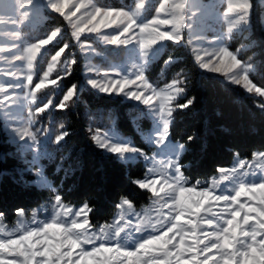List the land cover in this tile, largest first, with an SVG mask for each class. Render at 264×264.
Masks as SVG:
<instances>
[{"label": "snow or ice", "instance_id": "snow-or-ice-1", "mask_svg": "<svg viewBox=\"0 0 264 264\" xmlns=\"http://www.w3.org/2000/svg\"><path fill=\"white\" fill-rule=\"evenodd\" d=\"M226 3L223 19L228 22L227 33L211 42V53L193 49L195 59L201 69L220 74L226 82L264 98V87L250 79L253 65L239 58L240 49L232 51L225 46L234 30L248 27L253 4L251 0ZM151 6V0H132L121 7L100 6L95 0H15L14 10L19 16L9 19L13 25H31L42 18L41 9L48 8L67 21L81 52H95L93 45L86 42L87 37L94 36L104 45L124 46L129 60L139 61L130 66L113 64L110 71L104 72L88 64L86 72H94L96 78H88L87 85L107 95L136 101L137 107L145 106L147 111L141 116L152 120V128L145 134L147 143L163 146L166 158L149 156L114 129L104 132L89 128L98 148L121 162L130 163L141 157L151 161L144 178L133 181L140 189L151 192V207L143 214L137 213L132 202L122 198L116 205L120 210L118 217L112 223L93 226L89 204L73 208L64 203L38 168L36 177L53 196L49 204L32 212L31 222L25 219V210L18 208L16 224L9 228L4 223L5 214L0 212V264H264V151L253 152L251 161L237 158L231 167L218 168V177L213 176L210 182L197 181L187 187L190 181L180 164L186 146L171 141L170 126L173 113L187 109L194 98L178 102L185 97L184 79L174 78L159 87L150 83L145 74L169 42L185 43L184 31L192 28L189 13L193 7L211 11L217 6L203 5L201 0H159L155 15L149 19L145 13ZM63 36V28L57 27L31 43L17 30L11 33L10 46L0 47V53H12L3 59L13 69L6 73L11 79L0 83V109H7L3 113L7 120L19 122L12 132L14 138L23 142L20 147L29 152L38 150L42 143L59 146L69 135L60 131L53 141L48 128H33L37 115L50 108L67 109L79 98L80 86L75 83L67 88L59 103L54 104L49 98L42 107L37 106L34 111L29 108L26 121L13 111L24 107L22 101L36 104L37 94L45 89L62 91V81L76 63L75 59L62 60L71 48L69 43H63L51 56L38 82L34 83V76L37 63L49 53L48 46L59 44ZM174 62L171 56L164 61L166 66ZM58 68L64 75L58 72L56 79H50ZM257 106L264 110V103ZM38 134H43V140H38ZM36 162L34 156L32 163ZM38 212H43L45 219H37ZM126 212L133 214L135 223Z\"/></svg>", "mask_w": 264, "mask_h": 264}, {"label": "trees", "instance_id": "trees-1", "mask_svg": "<svg viewBox=\"0 0 264 264\" xmlns=\"http://www.w3.org/2000/svg\"><path fill=\"white\" fill-rule=\"evenodd\" d=\"M129 1L108 0L105 3L120 6ZM259 12L260 7L256 13ZM51 20L52 23L44 24L43 28L48 30L59 25L65 31L68 29L63 17L55 15ZM253 26L255 43L245 54L252 52L255 71L251 78L264 87V29L259 17L254 18ZM68 37L65 34L64 41ZM108 48L112 58L122 57L123 48L118 53L111 46ZM170 56L175 62L166 66L164 61ZM45 62L46 58L40 66ZM147 75L156 83L184 79L185 97L178 102L194 98V103L187 109L173 113L174 121L170 126L171 140L186 146L180 164L190 180L211 176L218 168L230 165L236 155L250 158L253 152L264 151V110L257 106L260 100L242 88L202 71L185 44L169 42L150 64ZM68 79L65 87L79 80L76 68ZM57 112L66 119L69 135L53 149L51 157L43 156L41 161L43 173L58 190L63 202H87L92 209L89 220L94 225L110 221L123 197L129 198L135 206L149 202L151 192L133 183L144 177V161L137 159L123 163L114 155L106 154L91 139L89 131L90 123L106 128L115 121L121 134L151 152L153 146L147 144L143 133L152 128V120L141 116L143 112L139 107L81 87L79 98L72 107ZM30 157L9 140L0 126V212L5 214L4 223L16 220V209L22 208L29 215L35 208L49 204L53 196L50 189L38 184L35 173L30 170L37 164H33Z\"/></svg>", "mask_w": 264, "mask_h": 264}, {"label": "rangeland", "instance_id": "rangeland-1", "mask_svg": "<svg viewBox=\"0 0 264 264\" xmlns=\"http://www.w3.org/2000/svg\"><path fill=\"white\" fill-rule=\"evenodd\" d=\"M105 1H108V0H95V2L100 6H112V7L124 6V5H120V6L108 5L107 3H105ZM110 1L113 2V0H110ZM131 2H132V0H130L128 2V4H130ZM201 3L203 5H216L217 7L211 11L208 8H201V9L197 10V8L193 7L191 10V13H189V15H191V17H192V19L190 21L192 24V28H191V30L185 29V31H184L185 43L184 44L190 49V51L192 52V54L194 56V59H195V53L193 52V49H207V51L209 53H211V51L213 50L211 42L215 41L220 34L227 33V31H228V22L223 19V12L227 7L226 0H201ZM251 3L253 4V7H252L251 12H250V19H249L248 27L244 28L242 31L234 30L232 35L227 37L226 43H225V46L229 47L230 50H232V51H235L236 49H240L241 51H240L239 58H241L243 61L249 62L253 65V67L250 71V79H252L251 73L255 71V64H254V61L252 59V56H253L252 52L248 53V54H245V53L255 43V38L252 37L253 32H254V26H253L254 18H258V17L260 18L262 28L264 29V0H255V1L251 0ZM151 4H152L151 8L145 13L147 18H149V19L153 15H155V9L159 7V2L155 3V1L153 2V0H151ZM259 7H260V12L256 13V11L258 10ZM14 9H15V0H0V47L10 46V44L12 42L11 33L13 31L19 30L21 35L24 36L26 39H28L29 42L35 43L37 39L45 38L48 34H50V32L52 30H55L57 27L63 28L62 26H59V25L56 27H51L48 30L43 28L44 24L50 25L52 23L51 19H54L55 15H59V14L52 12L48 8H42L41 14H40L42 18L37 19L31 25L27 24V22L22 23V24L13 25L9 22V19L10 18L15 19L16 17L19 16V13L16 12ZM65 22L67 25L66 20H65ZM67 28L68 29L66 31L63 29L64 30V36L61 39V42L59 44H56L55 46H53V45L48 46L49 53L42 60V61H44V59L46 58V62L44 63V65L42 67L40 66V63L42 61H39L37 63V65H36L37 74H36V76H34V83L38 82V77L42 76L43 72L47 70V65L51 60V56L55 53L56 50H58L59 47H61L63 45V43H69L71 45V48L69 50H66V54H64L62 56V60L63 59H67V60L75 59L76 60V63L74 65H72L71 74L73 73L75 68L78 70L79 80L75 81L74 83L77 84L78 86H80L79 90L81 87L91 88V86L87 85V79L88 78H96V74L94 72L93 73H87L86 72V65H88V64L95 65L99 68L100 72H104V71H110L111 65H113V64L128 63L130 66L132 62H137V63L139 62L138 60H135V61L129 60L127 51H126L124 46L118 47L115 45H104V44L98 42L94 38V36L87 37L86 42L91 43L93 45V47L95 48V52L94 53L81 52L79 49V46L76 44L74 38L71 36V28L68 25H67ZM65 34H67L69 37L64 41ZM84 39L85 38L82 37V41ZM189 40H191V43H188ZM109 46H111V48L114 51H117V53L120 51L119 50L120 48H123V53L121 55L122 57L120 59L112 58L110 56V53L108 52ZM200 54L203 55V52H201ZM11 55H12V53L7 52V51L0 53V83L6 84V82L11 79L10 77H8L6 75V73L9 70H13V69H10L9 63L5 59H3V57H10ZM195 62L199 66L196 59H195ZM17 63H19V62H17ZM79 63H81V64L79 65ZM61 67H62V65H61ZM149 67H150V65H149ZM201 70L206 72V73H209L211 75L217 76V77L221 78L223 81H226L225 78L220 74L211 73V72H208V71L203 70V69H201ZM58 72L60 75H62V76L64 75V73L60 72V69L58 68L57 70H55L52 73L50 79H56ZM145 74L147 75V70H146ZM70 75L66 76L63 79L61 92L56 93L54 90L45 89L43 92L37 94L38 100H37L36 104L29 105L27 101H22L24 107L22 109H19V110L14 108L13 111L17 112L20 120L26 121L28 118L29 108H31L32 111H34L35 107H37V106L42 107L43 103H46L49 98L53 99L54 104L59 103V101L63 97V93L67 91L68 87H70L72 84H74V83H72L70 86L65 87L69 81L68 77ZM170 81L165 82V83H156V82L151 81L149 78L150 83H153L159 87H163L165 84L169 83ZM231 85H233V84H231ZM33 86H34V84H33ZM238 87H240V86H238ZM240 88H242V87H240ZM91 89L93 91L99 93V94H104V93L99 92L96 89H93V88H91ZM9 95H11V92H9ZM105 95H107V94H105ZM107 96L117 98L122 102H130L136 106L138 105V102L131 101L129 99H126L123 96H117V95H107ZM254 96H256V95H254ZM256 97L260 100L261 103H264V98H261L258 96H256ZM0 99H2V96H0ZM72 105H73V102H71L70 107H72ZM138 107L142 110V112L147 111L146 107L143 105H139ZM58 110H61V109L50 108L49 110H46L44 113L37 115L35 117L37 122L33 128V131H35L36 128H48L51 132V140H53V141H54L55 135L59 134L60 131H66V119L62 116L61 113L57 112ZM63 110H65V109H63ZM63 110H61V111H63ZM6 111H7L6 108L0 109V126L8 134L9 140L18 145V147L22 151V153H24V154L28 153L31 156L30 157L31 162L33 161L34 156L37 157V162L35 163L37 165L35 168L31 169L32 172L35 173L38 168L43 170L41 158L43 156L51 157L53 154V149L57 148L58 146L55 143L49 142L46 144H43V143L40 144L38 146V150H34L32 152H29L26 149H22L20 147V145L23 142L19 141L17 138H14V134L12 132V128L17 127L19 125V122L7 120L5 118V116L3 115V113ZM61 124L64 125L63 129L60 128ZM89 128H91L93 131L95 129L99 128L104 132H109V131L114 129L119 134H121L116 127L115 121L112 122L106 128H100V127L94 125L93 123H90ZM150 130L143 133V138L145 139L146 142H147V140H146L145 134L148 133ZM121 135L126 137V138H129L135 146L140 147V146L135 144L134 140L131 137L125 136L123 134H121ZM37 138H38V140H43V134H38ZM28 142L31 143V141H28ZM62 142H61V144H62ZM148 145L153 146V150L151 152H148L143 147H140V148H142L149 156L156 155V159H165L166 158V153L163 150V146L155 145V144H148ZM157 153H158V155H157ZM237 158L246 159L248 161H251V159H252V157L245 158V157H241L239 155H236L234 157L233 162L230 165L225 166V168L231 167L236 162ZM139 159H142L144 161V163L146 165V173H147L148 168L151 167V161H145L142 157ZM181 170L183 172L182 167H181ZM44 176H45V174H44ZM213 176L218 177V171L213 173L209 177L200 178L196 181H192L188 178L190 183L187 184L186 186L191 187L197 181H200L202 183L210 182L211 178ZM36 180H37L39 185L43 186V183L41 180H39L37 177H36ZM47 180H48V178H47ZM48 182H49V180H48ZM157 187L159 188V185ZM123 198H127V197H123ZM121 199H120V201H121ZM127 199H129V198H127ZM120 201H119V203H120ZM64 203H66V202H64ZM66 204L69 205L70 207H73V208H78V207L83 205V204H74V203H66ZM132 204H133V202H132ZM151 205H152V199L150 198L149 202L142 205V206H135L133 204V209L135 212L143 214V212L145 210L149 209L151 207ZM39 208H41V206L35 208L34 210H37ZM119 211L120 210L117 208L116 213L114 214L112 219L108 222L95 224V225L92 224L91 222L90 223L93 226H99L102 224L112 223V221L118 217ZM32 212L29 215H25V219L29 222H31ZM152 214H153V216L155 215L154 212ZM126 216L129 219H132L133 222L135 223V217L133 216V214L131 212H126ZM37 219H45L44 213L38 212ZM16 220H17V218H16ZM16 220L13 223H5V225H7L9 228H11V227L15 226Z\"/></svg>", "mask_w": 264, "mask_h": 264}]
</instances>
